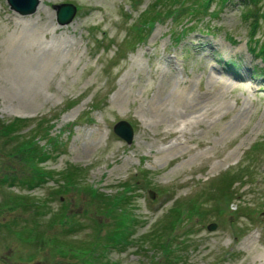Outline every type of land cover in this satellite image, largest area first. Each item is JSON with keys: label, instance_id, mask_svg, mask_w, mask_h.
<instances>
[{"label": "rangeland", "instance_id": "rangeland-1", "mask_svg": "<svg viewBox=\"0 0 264 264\" xmlns=\"http://www.w3.org/2000/svg\"><path fill=\"white\" fill-rule=\"evenodd\" d=\"M40 1L45 4L40 11L50 14L55 26L53 6H75L72 19L57 30L74 45L59 54L46 75H32L18 85L19 75H4L12 29L8 20L16 11L0 0V118L27 119L21 132L39 119L48 121L57 146H47L44 168L80 167L81 185L109 196L128 185V209L137 221L125 243L107 247L104 263L264 264V62L247 50L249 22L240 0L222 6L213 0L214 14L191 22L160 16L148 35L140 28V40L130 25L152 0ZM34 11L30 17H36ZM44 20L49 22L43 17L40 24ZM254 36L264 41L260 28ZM167 65L180 84L162 74ZM209 70L219 79L211 85ZM223 82L227 85L219 89ZM152 97L168 102L169 111L158 120L150 118ZM176 110L182 121H176ZM238 110L244 111L232 121ZM119 120L132 128L129 143L112 131ZM11 167L19 165L0 158V173ZM56 187L55 178L32 189L0 186V199L10 192L31 195L49 212L36 219L42 234L36 241L16 235L19 225L9 234L0 229V263L82 264L77 250L67 246L93 241L94 223L101 220L102 229L110 218L84 191ZM178 203L196 211L163 234L168 213ZM63 207L65 224L59 219L47 224ZM35 210H4L0 222L27 223ZM68 225L77 227L69 232Z\"/></svg>", "mask_w": 264, "mask_h": 264}, {"label": "trees", "instance_id": "trees-1", "mask_svg": "<svg viewBox=\"0 0 264 264\" xmlns=\"http://www.w3.org/2000/svg\"><path fill=\"white\" fill-rule=\"evenodd\" d=\"M216 1L222 6L228 0ZM212 2L213 0H152L151 3L138 14L134 23L130 25V29L133 30L132 35L134 38L141 35L139 34L140 28L146 31L148 30V35L152 23L158 21L160 16L177 23L182 19L184 20L186 17H188V19L191 18L190 21H188L191 22L197 15H212L214 14V10H210V4ZM240 3L242 10L243 8L245 9L242 12V17L249 22L250 42L247 43V50H249L255 58L264 62V41L262 42L254 36L255 31L259 28L262 29L264 36V24H260L261 21L264 23L263 2L262 0H240ZM136 40H140V37L136 38ZM262 74L264 75V72ZM27 122V119L20 117H12L7 120H2L0 118V158L16 162L19 165L17 169L13 167H11V169H2L0 173V186L7 185L9 187L20 184L32 189L49 179L55 178V182H57L56 190L66 191L70 189H80L89 194L92 202L101 204L97 205V207L103 210L104 215L110 218L108 227L102 226L101 229V220H99V222L97 221V223H94L97 231L96 235L93 237V241H83L82 243H75L67 247L71 251L77 250V257L80 258L82 264H105L103 256L105 257V250L107 247H117L121 243H125L132 232L134 222L137 221L135 215L128 209L129 200L127 196L130 189L127 183H124L125 186L127 185L126 187L122 184V186L125 187L123 193L109 196L106 193L99 192L90 185H81L79 181V176L81 174L80 167L70 166L62 171H53L44 168L41 163L50 156L47 146L56 147L57 141L55 142V138L49 135V129L46 128L47 120L44 121L43 119H39L31 129L27 130L28 132H21L22 129L27 126ZM33 128L34 130L31 131ZM41 132L42 135H44L43 139H45L42 145L38 143ZM183 205L186 206L185 209L178 203V209L173 207L169 211V219L167 225L163 227V234L173 229L185 215L188 216L189 213L192 214L196 211V207ZM17 207H21L24 210L31 207V209L36 210L27 223L22 222L20 224L15 218L0 222V229H4V231L9 234L14 231L16 225H19L16 235H20L24 240L30 237L35 241L38 240L42 234L41 230L37 227L39 222H37L36 219L44 217L49 213L46 211V205L39 199L31 197V195H23L15 192L6 193L5 196L0 199V213L4 210H14ZM66 218L67 215L64 213L63 207V210L53 213L50 219L47 218L46 222L50 224L59 219L61 224H65ZM73 226L72 228L71 225L67 226L69 232H73L76 229L77 225ZM159 236L160 234L158 233L157 237ZM84 243L86 248L83 247ZM157 243L161 249H167L165 242H162V244H164L162 245L161 240L157 239ZM0 264L6 263L2 261Z\"/></svg>", "mask_w": 264, "mask_h": 264}, {"label": "bare ground", "instance_id": "bare-ground-1", "mask_svg": "<svg viewBox=\"0 0 264 264\" xmlns=\"http://www.w3.org/2000/svg\"><path fill=\"white\" fill-rule=\"evenodd\" d=\"M40 4L45 5L43 1L38 2L34 11L36 17H30L31 15H29V13L20 14L13 12L8 20L9 24L11 23L12 25V29L6 37L7 43L5 50L7 52V59L5 60L6 70L4 75H19L17 79L18 85L26 82V79L34 77L32 75H46L59 54L64 51H70L74 45V42L57 32L60 25H58V23L57 26L51 24L50 14L43 16L40 11ZM43 17H48L49 22L44 20L42 24H40ZM41 36L45 39L43 40ZM169 66L165 71L163 70L164 73L162 74L168 75V81L171 80L180 84L181 80L175 76V73L169 71ZM217 80L219 79L218 76L215 75L214 70H209L207 83L211 85ZM226 83L227 82H223L219 89L227 85ZM117 91L121 92V89ZM193 102L195 105H198L199 99L194 97ZM149 103L150 118L152 120H158L160 114L169 111V109L166 108L168 102L163 98H156L154 100L152 97L149 99ZM203 110L205 113H210L213 109L208 110L207 108H203ZM219 110L220 109L215 108L214 111ZM243 111L238 110L232 116V121L239 118ZM173 113L176 116V121L183 120V118L180 119V111L178 112L176 110Z\"/></svg>", "mask_w": 264, "mask_h": 264}, {"label": "water", "instance_id": "water-1", "mask_svg": "<svg viewBox=\"0 0 264 264\" xmlns=\"http://www.w3.org/2000/svg\"><path fill=\"white\" fill-rule=\"evenodd\" d=\"M8 7L20 14H28L34 11L38 0H5ZM55 9V18L58 24H65L72 19L75 12V6L70 3H59L53 6ZM113 132L123 139L126 143L131 141L132 128L125 120L116 121L112 126ZM151 195V191L149 192ZM152 197V196H151ZM209 230L215 228L214 223L207 225Z\"/></svg>", "mask_w": 264, "mask_h": 264}]
</instances>
